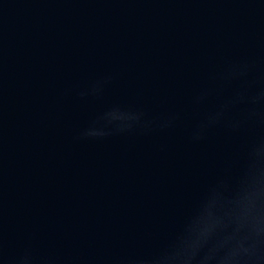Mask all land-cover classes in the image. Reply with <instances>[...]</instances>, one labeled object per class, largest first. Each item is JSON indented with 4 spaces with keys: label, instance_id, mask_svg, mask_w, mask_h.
Instances as JSON below:
<instances>
[{
    "label": "water",
    "instance_id": "1",
    "mask_svg": "<svg viewBox=\"0 0 264 264\" xmlns=\"http://www.w3.org/2000/svg\"><path fill=\"white\" fill-rule=\"evenodd\" d=\"M264 264V0H0V264Z\"/></svg>",
    "mask_w": 264,
    "mask_h": 264
},
{
    "label": "clouds",
    "instance_id": "2",
    "mask_svg": "<svg viewBox=\"0 0 264 264\" xmlns=\"http://www.w3.org/2000/svg\"><path fill=\"white\" fill-rule=\"evenodd\" d=\"M216 223H218V221H214L209 218L201 229L195 243L186 244L175 256L167 259L172 261L173 264H187V261L191 258V253L194 251L195 247L198 246L202 238H205L212 231V229L216 226ZM254 231L257 235L264 233V219H260L256 222ZM250 251L251 250L249 248L243 247L242 243L237 242L230 253L224 258L223 264H236L242 253L248 254Z\"/></svg>",
    "mask_w": 264,
    "mask_h": 264
}]
</instances>
